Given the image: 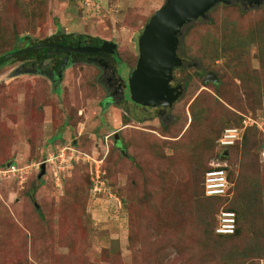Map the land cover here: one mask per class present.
Instances as JSON below:
<instances>
[{
    "label": "rangeland",
    "instance_id": "obj_1",
    "mask_svg": "<svg viewBox=\"0 0 264 264\" xmlns=\"http://www.w3.org/2000/svg\"><path fill=\"white\" fill-rule=\"evenodd\" d=\"M165 2L0 0V55L88 36L116 45L127 77ZM179 38L173 82L183 93L164 116L129 99L105 104L93 63L70 64L57 80V57L33 72L28 56L0 68V264H264V2L218 4ZM227 128L240 142L222 159L216 140ZM215 168L234 185L221 201L200 184ZM242 191L252 224L217 237L223 207L246 217Z\"/></svg>",
    "mask_w": 264,
    "mask_h": 264
},
{
    "label": "water",
    "instance_id": "obj_2",
    "mask_svg": "<svg viewBox=\"0 0 264 264\" xmlns=\"http://www.w3.org/2000/svg\"><path fill=\"white\" fill-rule=\"evenodd\" d=\"M238 2L244 7L259 6L264 0H166L149 19L138 37V60L133 69L128 72V95L132 103L148 108H171L181 97L183 87H172L173 72L181 68L184 63L178 56L181 30L191 22L207 17L208 12L218 4H230ZM38 49H46V54H65L59 67L64 69L69 57L74 54H113L116 45L103 41L100 46L76 47L69 45L42 44L24 48L5 55V59ZM52 49L55 51L52 52ZM24 69L21 66L16 71ZM205 82H217V77L208 73ZM126 87V85H125ZM124 96V93L123 95ZM125 97V96H124ZM111 102V101H110ZM117 137V136H116ZM228 152L225 151L222 159ZM41 173L44 174L45 166L41 165Z\"/></svg>",
    "mask_w": 264,
    "mask_h": 264
},
{
    "label": "flooded vegetation",
    "instance_id": "obj_3",
    "mask_svg": "<svg viewBox=\"0 0 264 264\" xmlns=\"http://www.w3.org/2000/svg\"><path fill=\"white\" fill-rule=\"evenodd\" d=\"M72 43L73 44H68V45L72 46V47H76L77 44L80 43L81 47L94 46V45H91L90 43H88L86 41H81V40H78L77 42H72ZM45 44L63 45V44L56 43V42H50V43H45ZM95 47H98V46H95ZM54 51L55 50L52 49V52H54ZM53 57L54 58L57 57V58H56L55 63L53 64V73H52L53 76L50 79L54 78L52 80H57V79H55L56 76H58L61 79L62 78V71H61V68L59 67V65H60L62 59L65 57V54L62 52H60L59 55H55L54 53H51V55H49L47 59H44L42 61H37V60L32 61L31 60L30 64H26L24 70H25V72H31V71L33 72L36 70H40L43 67L44 61H46L50 58H53ZM114 57H116L117 59L115 60ZM117 61L122 63L119 55L117 54L116 49H115L113 54H109V53L74 54V53H72L69 57V61L66 65V67L70 64H74L75 62H78V63L89 62V63H93V64L97 65L101 69V73H102L101 84H103V86L105 87V91L107 93L105 104L125 103V105H127V104H129L127 100L129 99V101H131L129 98V95H128V86H127L128 76L127 77L124 76L122 74V72H120L117 69ZM56 65H58L57 70H55ZM44 67L48 70V68H50V64L48 63ZM125 85H126V87H125ZM177 85H181L182 87L184 86L181 83H177V82H173L171 86L175 87ZM123 93H124L125 97L122 96ZM132 106L136 109L148 108V107H142V106L136 105L134 103H132ZM150 109H154L155 113L158 116H164L166 113V110L168 108L167 109L150 108Z\"/></svg>",
    "mask_w": 264,
    "mask_h": 264
},
{
    "label": "trees",
    "instance_id": "obj_4",
    "mask_svg": "<svg viewBox=\"0 0 264 264\" xmlns=\"http://www.w3.org/2000/svg\"><path fill=\"white\" fill-rule=\"evenodd\" d=\"M179 39H180L179 41L181 43V38H179ZM50 40H51V42H56V43H60V44H63V45L73 44L72 42H77L78 40L86 41V42H88V43H90L91 45H94V46H100V44H101V40L98 39V38H91V37H88V36L73 35V34H70V35H64L63 34V35H60V36H55V37L50 38ZM182 40H184V38ZM32 46H36V45H32ZM179 47H180V44H179ZM21 49H23V47H19V48L17 47L15 49H13L10 53L19 51ZM10 53L5 52L2 55H0V68L5 66L6 63L10 62L12 59H14L16 57H22L23 58V57L28 56V58L30 60H32V61L33 60L42 61V60L48 58V55L46 54V49H38V50H35V51H31V53L30 52L23 53L20 56L16 55L15 57H10V58L5 59V55L10 54ZM178 56H180L179 52H178ZM57 69H58V65L55 66V70H57ZM198 114H199V112H198ZM223 131L224 130H221L217 140L221 137ZM217 140H216V142H217ZM238 143L239 142H237L234 146L230 147L228 149V151H230L232 148L237 146ZM205 172L202 174V177H201V182H200L201 185H202V182H203V179H204ZM242 193H243V191L238 194L237 201H240V199H241L240 202H241V204L243 203L242 210H244V213H246V217L244 219L240 220L238 214L236 213V211H234V210H232L230 208L223 207L222 210H229V211H234L235 212L236 220H237V222H236V230H235L233 235H229V236L217 235V234H215V229H216L217 224H218V221L216 220L217 222H215V224H214L213 233L217 237H227V238H231V239H237V238H239V236L242 233H246L247 229L250 227V224H252L251 216H252V204H253V201L250 200L249 196H247V195L244 196ZM205 198H207V197H205ZM207 199L219 200V201L225 200L224 198H218V197H212V198H207Z\"/></svg>",
    "mask_w": 264,
    "mask_h": 264
},
{
    "label": "built area",
    "instance_id": "obj_5",
    "mask_svg": "<svg viewBox=\"0 0 264 264\" xmlns=\"http://www.w3.org/2000/svg\"><path fill=\"white\" fill-rule=\"evenodd\" d=\"M249 121H244L246 126ZM239 128H227L223 131L217 144L220 149H226L239 142ZM16 171L11 167L9 172ZM231 188V183L228 180L227 173L220 168H215L208 171L204 176L203 189L207 197H223L226 196ZM235 229V215L231 212L221 211L218 215V225L216 228L217 234H232Z\"/></svg>",
    "mask_w": 264,
    "mask_h": 264
},
{
    "label": "clouds",
    "instance_id": "obj_6",
    "mask_svg": "<svg viewBox=\"0 0 264 264\" xmlns=\"http://www.w3.org/2000/svg\"><path fill=\"white\" fill-rule=\"evenodd\" d=\"M218 141V140H217ZM240 142V141H239ZM218 145V144H217ZM234 146V145H233ZM219 147V146H218ZM232 147V146H231ZM230 147H228V148H226L225 149V151H227L228 152V149H229ZM228 156V155H227ZM226 156V157H227ZM220 169H223V168H220ZM212 170V169H211ZM226 173H227V171H225ZM205 176V175H204ZM227 177H228V180H229V182L231 183V188H230V190H229V192H228V194L226 195V196H223V197H218V198H228V197H230L231 195H233V192H232V190H233V187H234V185L232 184V182L230 181V179H229V174H227ZM202 187H203V185H202ZM212 198V197H211ZM222 211H225V212H231V213H233L234 215H235V212L234 211H229V210H222ZM219 215V214H218ZM217 221H218V219H217ZM236 222H237V220H236V215H235V229H234V232H235V230H236ZM218 225V224H217ZM217 228V227H216ZM234 232L232 233V234H217L216 233V229H215V234H217V235H221V236H229V235H233L234 234Z\"/></svg>",
    "mask_w": 264,
    "mask_h": 264
}]
</instances>
